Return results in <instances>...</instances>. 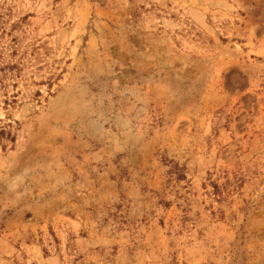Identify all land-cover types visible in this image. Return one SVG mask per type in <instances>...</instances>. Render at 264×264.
I'll return each instance as SVG.
<instances>
[{
	"label": "rangeland",
	"instance_id": "1",
	"mask_svg": "<svg viewBox=\"0 0 264 264\" xmlns=\"http://www.w3.org/2000/svg\"><path fill=\"white\" fill-rule=\"evenodd\" d=\"M11 62L0 264H264V0H0Z\"/></svg>",
	"mask_w": 264,
	"mask_h": 264
},
{
	"label": "trees",
	"instance_id": "2",
	"mask_svg": "<svg viewBox=\"0 0 264 264\" xmlns=\"http://www.w3.org/2000/svg\"><path fill=\"white\" fill-rule=\"evenodd\" d=\"M16 53V50L15 49H12V52H11V56H13L14 54ZM18 66H19V64L18 63H16V62H11V63H7V64H2L1 66H0V75H1V73H5L6 72V70L7 71H14V70H18ZM1 80V79H0Z\"/></svg>",
	"mask_w": 264,
	"mask_h": 264
}]
</instances>
